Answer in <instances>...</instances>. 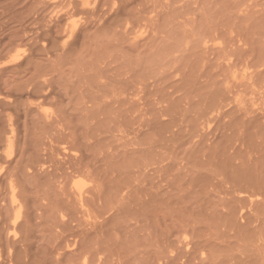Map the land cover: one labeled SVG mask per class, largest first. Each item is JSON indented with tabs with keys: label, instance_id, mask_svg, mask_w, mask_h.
I'll use <instances>...</instances> for the list:
<instances>
[{
	"label": "rangeland",
	"instance_id": "374dc122",
	"mask_svg": "<svg viewBox=\"0 0 264 264\" xmlns=\"http://www.w3.org/2000/svg\"><path fill=\"white\" fill-rule=\"evenodd\" d=\"M0 262L264 264V0H0Z\"/></svg>",
	"mask_w": 264,
	"mask_h": 264
},
{
	"label": "bare ground",
	"instance_id": "6f19581e",
	"mask_svg": "<svg viewBox=\"0 0 264 264\" xmlns=\"http://www.w3.org/2000/svg\"><path fill=\"white\" fill-rule=\"evenodd\" d=\"M253 99V98H252ZM12 191V190H11ZM14 201H16V197H14ZM19 217H20V211H18L17 212V214H16V218L14 219V224L16 223V221L19 219ZM0 264H1V262H0Z\"/></svg>",
	"mask_w": 264,
	"mask_h": 264
}]
</instances>
